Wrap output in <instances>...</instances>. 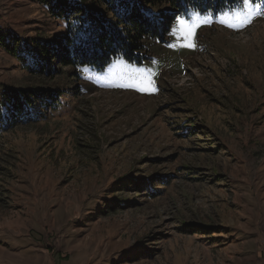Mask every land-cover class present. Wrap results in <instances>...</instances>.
<instances>
[{"label":"rangeland","instance_id":"374dc122","mask_svg":"<svg viewBox=\"0 0 264 264\" xmlns=\"http://www.w3.org/2000/svg\"><path fill=\"white\" fill-rule=\"evenodd\" d=\"M44 1L0 0V40L54 30ZM177 18L141 65L52 79L0 45V95L70 88L55 115L0 134V264H264V14L241 0ZM149 177L170 180L162 195Z\"/></svg>","mask_w":264,"mask_h":264},{"label":"trees","instance_id":"16d2710c","mask_svg":"<svg viewBox=\"0 0 264 264\" xmlns=\"http://www.w3.org/2000/svg\"><path fill=\"white\" fill-rule=\"evenodd\" d=\"M47 1V0H46ZM44 1V2H46ZM241 0H53L47 14L56 28L34 36L8 35L0 45L15 67L31 77L54 78L63 68L89 67L103 70L116 58L141 65L149 59L146 40L168 41L178 15L231 8ZM264 14V0H248ZM42 2V1H41ZM47 3V2H46ZM0 33V38L3 37ZM28 85L4 90L0 95V134L29 126L55 115L68 98L69 87ZM264 107V101H259ZM183 137L182 133H177ZM150 198L162 195L170 180L146 178ZM139 189V188H138ZM111 207V206H110ZM184 231L189 232L185 229ZM216 231L213 230V237Z\"/></svg>","mask_w":264,"mask_h":264},{"label":"snow or ice","instance_id":"6c2138e0","mask_svg":"<svg viewBox=\"0 0 264 264\" xmlns=\"http://www.w3.org/2000/svg\"><path fill=\"white\" fill-rule=\"evenodd\" d=\"M244 2H245V4H247L248 3V0H244ZM203 22L206 23L207 21H203ZM183 25H185V21L182 20V19H180V18H177L176 25L173 26V31L176 30V27L177 26H183ZM199 26H201V25L200 24H196L195 25V27H199ZM226 26L231 27L232 25L231 24H228ZM182 31H183V35L186 38H189L190 39L191 36L193 35L194 28H193V26L189 25V26H186ZM187 46L188 47H194V44L190 42V43L187 44ZM137 90H143V89H139L138 88Z\"/></svg>","mask_w":264,"mask_h":264}]
</instances>
